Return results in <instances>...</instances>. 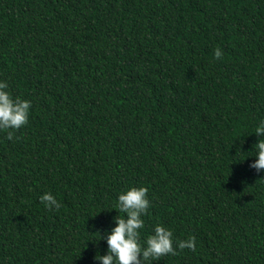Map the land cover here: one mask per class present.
Returning <instances> with one entry per match:
<instances>
[{
	"label": "trees",
	"instance_id": "obj_1",
	"mask_svg": "<svg viewBox=\"0 0 264 264\" xmlns=\"http://www.w3.org/2000/svg\"><path fill=\"white\" fill-rule=\"evenodd\" d=\"M0 264H264V0H0Z\"/></svg>",
	"mask_w": 264,
	"mask_h": 264
}]
</instances>
